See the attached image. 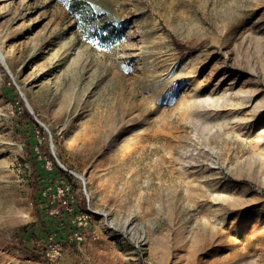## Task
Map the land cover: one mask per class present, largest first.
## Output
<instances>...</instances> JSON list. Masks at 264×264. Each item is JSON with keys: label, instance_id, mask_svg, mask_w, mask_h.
<instances>
[{"label": "rangeland", "instance_id": "1", "mask_svg": "<svg viewBox=\"0 0 264 264\" xmlns=\"http://www.w3.org/2000/svg\"><path fill=\"white\" fill-rule=\"evenodd\" d=\"M0 51V264H264V0H0Z\"/></svg>", "mask_w": 264, "mask_h": 264}, {"label": "built area", "instance_id": "2", "mask_svg": "<svg viewBox=\"0 0 264 264\" xmlns=\"http://www.w3.org/2000/svg\"><path fill=\"white\" fill-rule=\"evenodd\" d=\"M49 164V163H48ZM58 189V194L62 197V203L66 204L67 202L69 203L70 201H73L72 196H68L69 192H70V187L68 185H62L61 187H57ZM68 197H70V201L68 199ZM91 210L87 209L86 212L83 213L82 215V220L84 221L83 223L86 224L87 219L90 218L91 216ZM80 219V217H78ZM73 222H76V220H73ZM82 221L78 222V225H81ZM73 233L71 236V239H73L75 242L79 243L83 240V236L80 230L77 229V227L75 226L73 228ZM48 243L44 249V254L46 255V257L48 259H54L59 257V255L61 254V250H62V246L60 243L58 242H53L52 236L48 237L47 239Z\"/></svg>", "mask_w": 264, "mask_h": 264}, {"label": "trees", "instance_id": "3", "mask_svg": "<svg viewBox=\"0 0 264 264\" xmlns=\"http://www.w3.org/2000/svg\"><path fill=\"white\" fill-rule=\"evenodd\" d=\"M174 44L176 46H179V44L176 41H174ZM26 114H27V116L29 118L30 117L29 114L28 113H26ZM35 125L38 126L37 124H35ZM31 164H32L31 165V168H32V173L31 174H32V181H33L32 189H34V191L37 190V193L36 192L34 193V197L37 199V201L41 202L42 201V195H41V192H40V187H39L40 182H39V180L40 179L43 180V177H42V174H41V172H43V168L42 169H41V167L37 168V166H38L37 161H33ZM51 167H52L53 171L62 172V169L53 161V158L51 159ZM38 224H39V226L44 227V225H43L44 221L41 218L39 219Z\"/></svg>", "mask_w": 264, "mask_h": 264}, {"label": "water", "instance_id": "4", "mask_svg": "<svg viewBox=\"0 0 264 264\" xmlns=\"http://www.w3.org/2000/svg\"><path fill=\"white\" fill-rule=\"evenodd\" d=\"M0 61H1L2 65L4 66V68L7 70L8 74L10 75L9 68H8V66H7V64H6L5 58H4L3 54L1 53V51H0ZM10 76H11V75H10ZM27 107L29 108V106H27ZM29 110H30V108H29ZM30 111H31V110H30ZM56 163H57V165H58L60 168L66 170V169L63 167V165H62L57 159H56ZM70 173H72V174H73L75 177H77V178H81V177L78 176L75 172L70 171Z\"/></svg>", "mask_w": 264, "mask_h": 264}, {"label": "bare ground", "instance_id": "5", "mask_svg": "<svg viewBox=\"0 0 264 264\" xmlns=\"http://www.w3.org/2000/svg\"><path fill=\"white\" fill-rule=\"evenodd\" d=\"M4 56V55H3ZM5 57V56H4ZM2 64V63H1ZM78 176H80L81 178H79L80 180H83L84 182H85V178L82 176V174L80 175V174H78V173H76Z\"/></svg>", "mask_w": 264, "mask_h": 264}]
</instances>
